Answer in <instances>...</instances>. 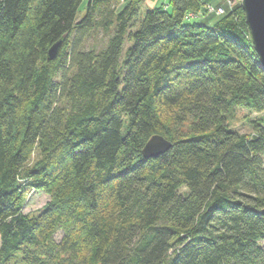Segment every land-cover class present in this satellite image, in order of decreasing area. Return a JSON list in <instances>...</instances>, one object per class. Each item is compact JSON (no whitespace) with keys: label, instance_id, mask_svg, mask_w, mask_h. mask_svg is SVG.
Instances as JSON below:
<instances>
[{"label":"trees","instance_id":"trees-1","mask_svg":"<svg viewBox=\"0 0 264 264\" xmlns=\"http://www.w3.org/2000/svg\"><path fill=\"white\" fill-rule=\"evenodd\" d=\"M83 1L0 0V264H264V69L241 4L209 27L201 0H88L78 20ZM234 107L261 115L252 136ZM155 135L172 147L145 159Z\"/></svg>","mask_w":264,"mask_h":264},{"label":"rangeland","instance_id":"rangeland-1","mask_svg":"<svg viewBox=\"0 0 264 264\" xmlns=\"http://www.w3.org/2000/svg\"><path fill=\"white\" fill-rule=\"evenodd\" d=\"M87 3H88V0L83 1L80 7V11L78 13V20H81L85 16ZM169 3H170V0H159L156 6L166 8L167 6H169ZM240 4H241V0H224L225 7L224 6L222 7H224L225 9L227 7L229 8V10H231L232 8ZM208 6L209 5H206L203 11L201 12L202 14H205V17L208 18V17L214 16V17H217L216 20H218V18L220 17H223V16H216V15H208L206 11ZM218 7H221V6H218ZM145 10L147 9H144V11ZM226 14H227V10H226ZM189 22L193 24L194 20H191ZM106 41L107 39L103 37L102 32H99L93 35L87 41L86 47L88 49L90 48L101 49L105 45ZM130 46H131V43L129 41H126L124 44V49H123V53L121 57V64L123 63L124 60H126V56H127L126 52ZM226 117H227L228 125L230 129L240 132L242 134L249 135V136H252L254 133V128H255L254 122H260V123L262 122L261 115H257L251 111H248L245 108H239V107L232 108L231 111L226 115ZM262 125L264 126V124ZM125 131H126V126L123 130V134H125ZM48 202H49V197L45 195L44 193L38 192V191H30L25 196L24 213L30 214L31 216H37L42 212L43 208L47 205ZM61 238H62V233L60 232L58 236L56 237V240L59 242ZM261 244L262 246H264V242H262Z\"/></svg>","mask_w":264,"mask_h":264},{"label":"water","instance_id":"water-1","mask_svg":"<svg viewBox=\"0 0 264 264\" xmlns=\"http://www.w3.org/2000/svg\"><path fill=\"white\" fill-rule=\"evenodd\" d=\"M241 7L260 65L264 69V0H241ZM62 45L63 41H59L50 48L49 61L58 57ZM171 147V142L160 135H155L147 142L142 154L145 159H155L167 153Z\"/></svg>","mask_w":264,"mask_h":264},{"label":"crops","instance_id":"crops-1","mask_svg":"<svg viewBox=\"0 0 264 264\" xmlns=\"http://www.w3.org/2000/svg\"><path fill=\"white\" fill-rule=\"evenodd\" d=\"M203 4L205 5H212V6H224V0H201ZM159 0H146L145 1V6L149 7L150 9L157 7L156 5L158 4ZM225 7V6H224ZM167 10H171V8L169 6L166 7ZM226 10L228 11L229 8L226 7ZM217 17H210L208 19H200V24H204V25H208L209 27H213L215 26V24L221 19L218 18V20H216Z\"/></svg>","mask_w":264,"mask_h":264},{"label":"built area","instance_id":"built-area-1","mask_svg":"<svg viewBox=\"0 0 264 264\" xmlns=\"http://www.w3.org/2000/svg\"><path fill=\"white\" fill-rule=\"evenodd\" d=\"M206 11L208 15L224 16L226 14V9L224 7H214L209 5ZM190 17L201 18V17H205V14L200 13L197 16L190 15Z\"/></svg>","mask_w":264,"mask_h":264}]
</instances>
